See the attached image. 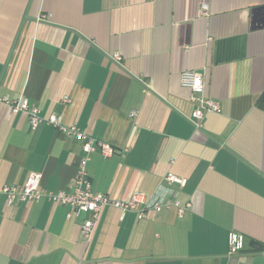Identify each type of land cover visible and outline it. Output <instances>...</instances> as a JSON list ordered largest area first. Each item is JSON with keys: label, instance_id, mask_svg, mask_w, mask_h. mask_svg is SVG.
<instances>
[{"label": "crops", "instance_id": "crops-1", "mask_svg": "<svg viewBox=\"0 0 264 264\" xmlns=\"http://www.w3.org/2000/svg\"><path fill=\"white\" fill-rule=\"evenodd\" d=\"M184 71L221 108L200 129ZM0 96L115 150L89 156L92 192L191 205L142 220L107 207L85 242L86 214L0 194V264H264V0H0ZM81 156L72 137L0 106V190L36 172L45 192H69ZM229 232L242 251L229 254Z\"/></svg>", "mask_w": 264, "mask_h": 264}, {"label": "built area", "instance_id": "built-area-1", "mask_svg": "<svg viewBox=\"0 0 264 264\" xmlns=\"http://www.w3.org/2000/svg\"><path fill=\"white\" fill-rule=\"evenodd\" d=\"M202 9L206 13V7ZM109 58L116 64H120L121 57L118 53L110 54ZM180 83L182 87L189 90L188 100L194 106L190 121L195 129L201 128L202 120L207 114H219L221 112L219 104L205 95L204 82L200 74L184 71L180 75ZM63 102L68 103L69 100L64 98ZM1 105L8 106L13 115L18 113L26 114L31 131L36 130L42 124L49 125L58 132L80 142L82 151L74 184L69 192H45L40 187L42 175L32 172L28 174L21 187L15 188L5 185L1 188L0 194L4 196L7 205H11L15 201L38 203L42 198H46L54 204L66 206L68 208L67 219H70L73 215L86 214L88 217L83 219L80 229L85 242L91 239L101 213L107 207L118 209L121 219L126 213L134 212L138 220L144 219L147 211L159 213L162 209L174 207L177 211V216L181 217L191 208L189 203L180 205L175 199L147 200L141 194H134L127 201H117L111 200L106 195L92 192L86 171L89 156L97 152L102 157L108 158L115 152L111 146L87 136L75 125H64L60 115L52 114L48 118H43L40 110L29 104L26 99L11 100L7 96H0ZM130 116L134 117L135 112H131ZM164 180L168 185L176 184L180 188L186 185L184 178L177 177L171 173H168ZM227 246L229 254L242 251L244 248V237L239 233L229 232L227 235Z\"/></svg>", "mask_w": 264, "mask_h": 264}]
</instances>
